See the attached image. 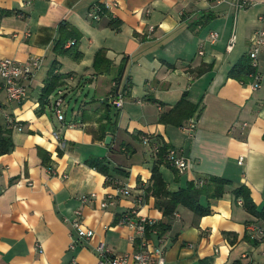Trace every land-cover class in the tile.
I'll use <instances>...</instances> for the list:
<instances>
[{
  "label": "crops",
  "instance_id": "crops-1",
  "mask_svg": "<svg viewBox=\"0 0 264 264\" xmlns=\"http://www.w3.org/2000/svg\"><path fill=\"white\" fill-rule=\"evenodd\" d=\"M236 1L0 0L6 11L0 58L37 63L22 100L8 102L0 90V127L9 128L11 141L0 153V264H95L98 242L112 253H130L134 232L122 216L133 209L163 220L143 190L160 143L191 161L181 174L159 164L168 190L210 175L229 184L219 197H199L209 207L205 215L194 218L176 206L165 232L144 236L148 250L161 248L165 264H264V242L246 228L264 220L232 192L243 185L256 210L264 208V49L251 72L257 80L229 74L248 58L264 0H239L242 7ZM93 7L100 10L96 20L87 15ZM63 26L75 35L70 49L59 52L53 45ZM210 31L217 32L214 42ZM200 63L210 69L197 74ZM53 64L59 85L42 99ZM57 90L61 118L52 109ZM117 93L122 104L115 108L109 99ZM183 93L194 108L181 125L157 121ZM104 112L107 119H100ZM91 157L103 160L112 180L87 163ZM116 185L129 193H115ZM75 209L93 234L68 249L74 235L61 219Z\"/></svg>",
  "mask_w": 264,
  "mask_h": 264
},
{
  "label": "built area",
  "instance_id": "built-area-1",
  "mask_svg": "<svg viewBox=\"0 0 264 264\" xmlns=\"http://www.w3.org/2000/svg\"><path fill=\"white\" fill-rule=\"evenodd\" d=\"M29 1V0H25ZM244 2H240L239 0L236 1V6L242 7L244 6ZM98 7L94 9L91 8L87 13L88 17L91 19H98L99 18ZM258 22V26L253 30L250 45L247 50V57L249 59V64L251 67L255 68L257 65V57L260 53L261 49H264V8L261 13L257 15L256 18ZM217 32L210 31L207 35V39L210 42H214L217 39ZM233 33H231L228 37L227 45L225 46L226 51L232 45L233 42ZM73 41L68 40L66 41L65 45H70ZM200 54L201 51H198ZM36 61L30 59L28 62L19 63L12 58L8 57H1L0 58V90H3L5 94L6 101H14L19 102L25 96L26 86L25 81L29 77L31 70L36 67ZM251 76H254V80H257V75L255 73H251ZM258 84L255 83L253 86H257ZM56 96L52 101V109L53 113L57 118H61V103L62 99L60 97L61 91H56ZM109 103L118 108L122 104V95L117 93L114 96H111L109 99ZM192 127V125H188L185 129L188 130ZM264 138V131L262 133ZM56 140L58 142V146L62 147L63 143L58 139V135H55ZM143 141H147V137L142 138ZM153 153L156 154L157 147H153ZM166 160L168 164L175 169L177 173H184L187 171L188 167L190 166V159L185 157L181 150L169 147L166 149ZM241 157H239L238 161H240ZM200 183V181H198ZM115 193L120 195H127L129 193L127 186L120 185L115 186ZM92 194L90 193V196ZM87 197H81V200L84 201ZM111 199L103 200L100 203V207H106V205L110 204ZM140 199H137L135 202H138ZM236 203L241 204L240 199L236 200ZM73 217L68 219L66 217H62V221L64 223H69L72 232H73V239L68 243V249H73L75 243L78 239H87L89 238L93 232L89 228H83L80 225V212L79 210L75 209L72 213ZM121 222L126 224L130 227L133 232L134 236L131 237V240L134 238L139 239V245L137 248L133 249L130 253H112L109 249L105 248V246L98 242L95 246V257L96 261L95 264H165L162 258L161 248L152 249V251L148 250L146 247V240L144 237V226L147 224H151L153 222L152 219L136 216L133 209L127 211L121 218ZM249 231H251L250 235L252 238L264 242V222L257 223V224H248L246 227ZM38 246V245H36Z\"/></svg>",
  "mask_w": 264,
  "mask_h": 264
},
{
  "label": "trees",
  "instance_id": "trees-1",
  "mask_svg": "<svg viewBox=\"0 0 264 264\" xmlns=\"http://www.w3.org/2000/svg\"><path fill=\"white\" fill-rule=\"evenodd\" d=\"M100 9V6H99ZM6 13L0 9V17ZM61 31L59 32V36L54 42V49L59 52H66L70 49V45H65L66 41L69 39H73L75 32L73 29L68 28L66 26L60 27ZM97 53H95L93 58V65L96 63ZM199 68H197V74H200L203 71H207L210 69V64L200 63ZM54 64L50 67L47 76L43 82L42 88L40 90L42 99L46 97L56 86L59 85V80L61 75L54 71ZM253 69L249 60L238 61L235 66H233L229 70V74H250L253 72ZM194 105L189 104V102L185 99V93L181 95L178 101L166 112H161L157 121L162 123L174 122L177 125H181V116L184 112V118L187 117L190 112H192ZM107 119V115L104 112L101 115L100 119ZM102 126V125H101ZM102 135L99 136L101 138ZM11 147V141L9 138V128L8 127H0V153L7 152ZM166 145L160 143L157 146V151L155 154V159L150 167V176L148 184L143 188L144 193L146 195H151L154 199V206L161 212L163 220L153 221L149 225H145L144 227V236H148L150 232H154L157 235L162 234L169 228V220L170 216L173 215L176 206L180 205L187 209H189L194 218H197L201 215H205L209 213V207L207 204H201L199 202V197L203 196L205 199L216 198L219 197L223 191L225 190V186L229 184V181L222 177L217 176H208L206 178L196 179V181H200V184L197 185L195 182L188 181L183 187H179L176 190H168L166 185L161 178V175L158 171V166L161 163H166ZM44 157L42 161H44ZM87 163L95 168L97 171L101 172L105 175L106 180L110 179L108 174V168L103 163L102 159L91 157L87 160ZM173 169V168H172ZM176 173L175 169H173ZM234 196H240L242 199V204L245 209L249 210L257 217H261L264 220V208L256 210L255 205L252 203L247 190L243 185H239L232 189ZM133 244L138 247L139 240L137 238L133 239ZM205 263V262H204ZM208 264V261H206Z\"/></svg>",
  "mask_w": 264,
  "mask_h": 264
},
{
  "label": "water",
  "instance_id": "water-1",
  "mask_svg": "<svg viewBox=\"0 0 264 264\" xmlns=\"http://www.w3.org/2000/svg\"><path fill=\"white\" fill-rule=\"evenodd\" d=\"M108 138H109L108 136H105V139H104V142H105V143H107Z\"/></svg>",
  "mask_w": 264,
  "mask_h": 264
}]
</instances>
